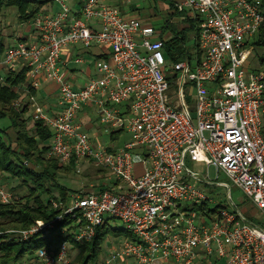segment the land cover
<instances>
[{
  "label": "built area",
  "instance_id": "1",
  "mask_svg": "<svg viewBox=\"0 0 264 264\" xmlns=\"http://www.w3.org/2000/svg\"><path fill=\"white\" fill-rule=\"evenodd\" d=\"M52 1L55 10L20 23L31 25L30 32L1 55L0 85L11 70L26 69L29 108L52 133L47 157L63 164L75 159L78 166L88 161L118 184L72 193L67 204L51 198L61 210L53 220L16 230L13 238L28 240L70 222V231L60 229L67 240L40 248L33 264L70 263V244L90 241L109 218L122 221L135 240H123L98 264H264V66L250 67L246 45L264 27V0H182L178 7L200 20L198 51L171 64L153 25L125 17L105 0L77 8L74 0ZM95 43L108 46L109 57L96 62L97 77L75 87L61 55ZM46 81L58 86L55 112L30 94ZM88 104L100 123L130 133L131 141L113 151L94 142L77 120ZM187 156L225 175L233 211L206 209L210 196L197 172L185 167ZM231 185L260 211L261 224L233 201ZM13 199L0 187L1 203Z\"/></svg>",
  "mask_w": 264,
  "mask_h": 264
},
{
  "label": "trees",
  "instance_id": "2",
  "mask_svg": "<svg viewBox=\"0 0 264 264\" xmlns=\"http://www.w3.org/2000/svg\"><path fill=\"white\" fill-rule=\"evenodd\" d=\"M48 3L49 0H0V24L1 14L5 8L15 7L19 22H26L43 11ZM258 31L253 38L246 41V45L253 46L254 50L264 48V27ZM181 34H183L181 37H174L164 43L168 51L165 56L173 63L182 60L184 55L182 47L186 37L184 32ZM6 49L0 32V56ZM255 55L258 58V65L250 67L256 70L264 65V55L259 53ZM104 59L107 57L104 56ZM26 76V69L19 72L11 70L7 75V84L0 85V173H5L19 181L16 188H12L16 195L13 201L7 204L0 202V232H2L0 233V264L13 262L29 264L24 261L26 254H29L28 261H30L36 257V252L40 248L50 249L67 240L69 235L67 237L60 230L64 227L67 231L71 230L67 218L58 222L55 229L46 237L34 236L28 240H18L5 231L28 229L38 221L53 220L61 210L52 207L48 203L49 199L59 198L67 204L70 194L79 192L59 181V175L61 177L76 171L78 165L75 159L63 164L58 159L47 157L52 136L50 129L42 120L34 118L29 121L26 117L29 93L22 89V85L27 81ZM166 76L170 81L175 79V75L166 73ZM36 90L31 88L30 94L36 95ZM17 102H20L19 106H16ZM109 151L113 150L109 148ZM102 172L109 173L107 169L98 168V173ZM114 184L117 185L118 182ZM20 191L25 193L19 195ZM104 227L106 224L98 226L90 241L82 244L74 243V249L77 251L68 264H89L99 258L102 245L108 239L109 230L104 232ZM126 232V240H135L127 230Z\"/></svg>",
  "mask_w": 264,
  "mask_h": 264
},
{
  "label": "rangeland",
  "instance_id": "3",
  "mask_svg": "<svg viewBox=\"0 0 264 264\" xmlns=\"http://www.w3.org/2000/svg\"><path fill=\"white\" fill-rule=\"evenodd\" d=\"M122 1V0H121ZM132 4L134 5L137 10H135L131 16L132 18L139 19L142 22H146V24L153 25L157 29H161L164 27L166 24L167 20L173 21L174 25L176 27H181V26H187L186 30V48H188L189 53L195 54V39H194V32L189 31V25L186 22L180 21V16L178 14L174 15L173 18L170 17L169 14V4L170 0H129ZM111 6H116L118 7L123 14L122 11L127 10L128 5L124 4L123 1L119 4V1H115V4L111 0L108 2ZM118 3V4H117ZM50 4H53L54 6L51 7ZM49 6V7H48ZM56 4L52 1L49 0V3L44 7L43 11L40 13H50L53 10H55ZM39 13V14H40ZM1 24H0V32H1V37L2 40L5 44L6 47L10 46L11 44H15L17 41V36H28L30 32V27L31 25H25L24 27L20 25L21 22L18 20V15H17V9L15 7H8L3 10V14H1ZM127 17V16H125ZM129 18V17H128ZM171 18V19H170ZM187 24V25H186ZM93 45V44H92ZM74 46H82L80 44L74 45ZM73 46V47H74ZM108 47V46H106ZM252 48L253 46H248ZM88 48V47H86ZM109 48V47H108ZM110 50V48H109ZM108 50V51H109ZM110 53V51H109ZM256 53H259L260 55H264V48H256L250 55L249 61H252V66L257 65L258 58H256ZM109 57V54H108ZM107 57V58H108ZM195 61H193L194 63ZM189 86H187V90H189ZM38 97V95H37ZM41 97V96H39ZM38 97V98H39ZM40 102V101H39ZM189 102H191V98L189 97ZM42 103V101L40 102ZM48 109V108H47ZM50 112V111H47ZM192 115H194V111H192ZM195 116V115H194ZM26 117H28L29 121L34 120V114H33V109L28 108V111L26 113ZM96 123L100 125L98 119H96ZM121 131V130H120ZM89 133V132H88ZM93 141L96 142L97 144L100 145H106L107 147L111 148L112 150L114 146H122L124 142L131 141L132 137L130 133L121 131L119 134V139L114 143L110 142L109 139L105 136H96L94 137L91 134ZM185 167L188 170H193L197 172L199 178L201 181H198L197 183L200 184L201 188L204 190V192L210 196V199L206 203V209H215V210H221V209H227L228 211H233V206L230 203L229 200V195H228V188L223 185V183L229 182L225 175L220 171L218 173V169L214 167L213 165L207 166L206 163L203 162H198L191 160L189 156L185 158ZM98 168L94 164L84 161V163H80L79 166H77L76 171L74 173H71L69 175L61 176L59 175V181L64 184L65 186L73 189H77L79 192H74V193H87L92 190H101V189H106V188H111L113 186H116L114 183L116 179L114 176L109 172H102L98 173ZM136 172H139L142 170V168L138 165L136 167ZM203 181V182H202ZM207 181V183H206ZM205 182V183H204ZM19 181L17 179H12L10 176H8L5 173H0V187L3 189H6L7 191H10L13 193L14 198H15V192L12 191V188H16L17 184ZM19 195L24 194V191L18 192ZM230 194L232 195L233 201L235 203L243 208L244 214L247 217L248 220L253 221L256 224H261V217H260V211L257 210V208H254L251 206L250 208H245V197L242 195L240 190H238L235 186L231 185V192ZM19 229H9L6 230L5 232L10 234L11 237L14 235L17 236V231ZM25 230V229H22ZM107 240L103 243L102 245V253L99 256L98 259H95L91 261L89 264H98L99 261L103 260L106 258L108 253H110L111 249L114 247H118L123 240H125L127 232L124 229V224L122 221L114 218H109L106 227H104L103 231L107 232ZM2 233V232H0ZM65 235V233H63ZM17 239V238H16ZM72 245L71 247V258L74 256L75 252L77 251L75 248L74 243L70 244ZM27 253V252H26ZM29 254H26L25 256V263L33 264L36 261V258H32L30 261H28ZM10 264H19L18 262H13ZM175 264V263H173ZM195 264H203L200 261H197ZM208 264H215L213 263V260H211Z\"/></svg>",
  "mask_w": 264,
  "mask_h": 264
},
{
  "label": "crops",
  "instance_id": "4",
  "mask_svg": "<svg viewBox=\"0 0 264 264\" xmlns=\"http://www.w3.org/2000/svg\"><path fill=\"white\" fill-rule=\"evenodd\" d=\"M107 1L109 2L110 0H105L106 3ZM112 1L115 4L116 0H111V2ZM117 1H119V4L123 1L124 4L128 5L127 10L122 11L125 16L127 17L133 16L132 13L135 10H137V8L134 5L130 4L131 2L129 0H122V1L117 0ZM170 1L171 2L168 7L170 8L169 9L170 17L173 18L174 15L178 14L181 17L180 21L188 23L189 31L194 32L193 34H194L195 47H196V36H197L196 33L198 31L200 20H198V18L195 17V13H193L188 8L185 7L183 9H180L178 7V5L182 4L183 2L182 0H170ZM83 2L84 0H74L72 5L73 7L77 8V7H80ZM50 5L51 7L54 6L53 4H50ZM155 29L157 30V37H160L161 39H163L165 43L166 41L172 40L174 37L176 38L181 37L183 35L181 34L182 32L185 33V37H186L187 26L176 27L173 21L167 20L164 27H162L161 29H157V28ZM185 42H186V38H185V41L182 47L184 49V55L182 57V60H185L187 57L193 58L198 51V47H196L195 50L193 49V51H195V54L189 53L188 48H186ZM163 49H164L165 54H167L168 53L167 49H165V47ZM108 50L109 48L106 47L105 45H99L95 43L88 48H85L82 46H74V47H71L69 50L65 51V53L63 52V54L61 55V59L68 62V66H67L68 70L66 69V71H64L65 77L67 78V80H71L72 83H74V86L78 87V86L83 85L88 80L97 77L99 73L96 70L95 64L98 60L104 59V56L108 57V54H109ZM253 51L254 49L252 50V52ZM80 58H82L83 60L76 61L77 59H80ZM0 59H1V56H0ZM182 60H179V61H182ZM167 61L169 62V64L173 63L169 59ZM257 65H258V61H257ZM250 66L256 67V66H252V61H250ZM261 66H264V65H261ZM167 73L171 74V72L169 71H167ZM57 93H58V86L52 81H46V82H42V85L40 86V88L36 90L35 96L36 97L37 95L38 97L41 96L39 98L37 97L38 100L40 102L42 101L46 103V106L50 112H55L56 110L55 107H57V100H58ZM96 119H98L100 123L99 116L97 115L96 110H95V106L89 105V104L83 106V108L81 109V111L78 113V116H77V120L81 123L82 128L85 131L89 132L90 135L92 134L94 137L105 136L109 139L110 142L115 143L119 139V134L121 132H118V130H113L110 127L102 123L98 125L96 123ZM128 142L129 141L124 142L122 146H114L113 149L119 150L123 148V146ZM245 205H246L245 208L251 207V204L249 203L248 204L245 203Z\"/></svg>",
  "mask_w": 264,
  "mask_h": 264
}]
</instances>
